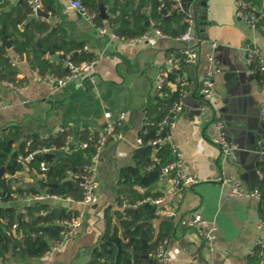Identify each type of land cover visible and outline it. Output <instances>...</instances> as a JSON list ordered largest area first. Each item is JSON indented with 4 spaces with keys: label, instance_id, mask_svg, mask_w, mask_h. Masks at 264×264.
I'll return each instance as SVG.
<instances>
[{
    "label": "crops",
    "instance_id": "obj_1",
    "mask_svg": "<svg viewBox=\"0 0 264 264\" xmlns=\"http://www.w3.org/2000/svg\"><path fill=\"white\" fill-rule=\"evenodd\" d=\"M54 1V14L47 12L48 18L34 16L51 24L58 23L70 38L83 42L85 50L98 56L93 68L95 81L75 78L53 87L52 81L42 78L30 67L25 55L12 51L11 45L8 48L11 60L17 66V78L23 82L14 87L0 80V99L10 104L0 107V127L16 124L24 136L35 132L41 137L68 129L73 134L69 136L70 142L75 144L79 131L88 129L98 134L103 130L104 112L109 111L112 119L125 112L119 128L122 137L109 140L100 150L95 163L96 187L88 204L82 206L51 199L54 204L61 203L69 209L84 212L75 235L37 258H0V264H87L92 259L93 249L107 237L106 234H110L109 224H116L121 236L130 232L131 229L120 226L113 213L118 208L115 198L120 170L135 165L137 139H141L146 128V107L158 95L154 85L156 77L165 65V59L174 54L172 48L182 47L174 38L158 35L154 29L150 38L143 41L112 37L107 21L111 14L106 7L107 18L101 24L106 31L100 33L70 5L69 0ZM181 1L186 3L188 0ZM249 1L253 9L264 13V0ZM200 13L204 15L202 10ZM200 20L205 23L199 26L201 46L199 51L197 49V65L182 66L181 74L166 83L169 91L174 92L180 78L187 80L188 93L183 110L175 126L168 129L171 137L166 142L177 148L184 171L196 175L198 182L173 189L167 178L158 177L147 187L135 184L133 188L136 194H147L145 198L163 197L165 213L150 219L154 236L148 240V249H154L156 239L159 238V242L166 240L171 259L165 264H259L255 238L264 236L260 199L230 195L229 186L222 179L230 177L240 182L243 190H253L262 177L257 163L264 153L247 150L245 145L249 135L253 134L251 131H255L256 142L261 147L260 103L264 89L256 74L249 72L243 46L254 47L256 59L264 60V26L251 28L239 19L235 15V0H208L206 16ZM207 53H212L217 63H210ZM59 55L46 54L45 57L57 62ZM215 65L220 71L213 78V94L209 99L202 98L203 76L208 67L215 69ZM216 120L224 122L225 137L235 147L229 155H223L213 141L219 133L212 123ZM17 147L18 143L15 144ZM155 152L153 150L150 155L154 156ZM23 172L14 175L19 185L24 184ZM31 178L34 181H29L28 185L35 184V178ZM23 200L30 201L19 197L13 203L23 204ZM120 209H123L122 205ZM195 212L217 227L212 248L204 245L196 228L190 224ZM166 226L170 232L161 236L160 227ZM146 243L142 240L141 246ZM131 252L138 263L149 258L140 249Z\"/></svg>",
    "mask_w": 264,
    "mask_h": 264
},
{
    "label": "trees",
    "instance_id": "obj_2",
    "mask_svg": "<svg viewBox=\"0 0 264 264\" xmlns=\"http://www.w3.org/2000/svg\"><path fill=\"white\" fill-rule=\"evenodd\" d=\"M246 1L251 5L249 0ZM40 2L44 11L55 13L54 0H40ZM80 2L94 14V21L98 26H101L103 21L100 16V5L106 7L111 14L107 19L111 31L119 36L135 38L145 32L150 33L152 29H158L163 35L174 38L178 44H182V47L169 50V52L174 51L173 55L179 61L175 62L169 71L167 81L175 80L181 74V68L185 65V48L178 37L185 31L188 22L186 12L173 8V0H80ZM254 10L260 16L256 28L264 26V13ZM3 40H10L12 51L21 56L25 55L30 67L41 76L46 74L55 77L66 76L70 72L65 65L66 60L79 64L94 55L93 52L84 49L83 42L70 38L65 28L58 23L51 24L40 17H35L28 0H0V80L14 85L21 84L23 81L17 78V66L12 65L9 49L3 44ZM76 51L82 52L70 59L58 58L57 62L45 57L46 54H72ZM255 64L254 61L252 64L254 74L263 84L264 74L255 67ZM162 92L166 95L158 93L146 107L145 122L151 121L153 124H146L145 132L141 135L142 144L134 155L135 165L121 169L119 174L115 198L118 208L113 213L121 227L131 230L121 236L118 226L109 224L110 234H106L107 237L93 249L92 259L87 264H157L151 257L143 261L144 263H138L131 251L140 249L148 254L159 243L158 238L155 240L154 249H148V240L154 236L150 224L154 208L148 201L142 200L147 194H136L133 185L147 187L157 180L158 167L147 169L153 162L154 156L162 163L172 159L169 143L162 144L154 156L150 155L154 146L148 143L156 136L168 132V127L159 130L156 123L168 113L173 101L178 97V90L170 92L166 84ZM260 129L261 150L264 153V119L261 121ZM69 136L73 134L68 129L52 136L41 137L35 132L24 136L23 130L16 124L0 127L1 259L21 260L41 256L50 248L53 241L60 238V233L65 228L61 221L71 219L77 214L78 211L69 209L61 203L54 204L55 201L52 203L51 199L23 200L22 207L19 203H13L19 197L36 193L69 196L74 200L82 197V187L72 175L84 174L85 166L90 163L92 155L96 152L97 134L88 129L79 131L74 146L58 159L52 152L33 153L32 158L25 164L29 167V173L35 178V184L19 185L14 177L15 173L23 170L24 167L23 162L18 161V156H25L28 152L50 145L58 149L66 148L71 141ZM17 143L18 147L15 148ZM81 143H86V146L81 147ZM40 163L45 164V170L40 169ZM257 164L262 175L257 187L260 192L259 209L262 212L261 217L264 218V155ZM124 201L131 206L120 209ZM160 229L161 236L170 232L168 226ZM142 240L147 242L144 247L141 246ZM253 258L259 260L258 257L253 256Z\"/></svg>",
    "mask_w": 264,
    "mask_h": 264
},
{
    "label": "built area",
    "instance_id": "obj_3",
    "mask_svg": "<svg viewBox=\"0 0 264 264\" xmlns=\"http://www.w3.org/2000/svg\"><path fill=\"white\" fill-rule=\"evenodd\" d=\"M70 5L77 8L80 13L92 24L94 25L100 33H104L106 28L102 26H98L95 24L94 21V14L90 13L88 9L80 2V0H69ZM173 8L178 11H183L187 13V22L188 25L185 31L178 37V40L184 43V53H185V65L192 64L197 65L199 52L197 48L194 47V43L196 42V37L194 33V22L192 16L187 8L183 5L181 0H173ZM30 4L33 14H36L37 9H42L40 0H28ZM235 15L245 22L251 28H256V23L259 19V15L256 14L255 10L251 8V5L246 0H235ZM154 32L158 35L164 36L158 29H154ZM112 37L120 38V39H130L134 41H143L150 38V33L145 32L144 34L135 37V38H125L124 36H119L114 32H110ZM215 46V43L212 44ZM245 52L246 62L249 66V72L254 73V68L252 67L253 62L255 61V67L264 74V60H257V51L254 47L249 45L243 46ZM207 60L210 63H217L216 59L213 57L212 53L206 54ZM98 60V56L94 54L92 58L89 60L83 61L79 64H75L69 60L65 61V65L68 66L70 72L66 76L63 77H55L52 74H46L41 76L42 78H48L52 81L53 87H59L66 84L68 81L73 80L75 78H87L91 82L95 81V76L93 74V68ZM179 59L176 58L173 54H170L165 59V65L162 66L161 70L159 71L156 80H155V90L159 94L166 95L165 92H162L164 85L167 83V77L169 71L173 68L175 62H178ZM12 65H15L12 61ZM215 69L207 68L205 74L202 79V87L200 88V93L203 94L205 99H209L213 94V78L215 73L220 71V68L215 65ZM11 86H16L13 83H9ZM264 89V83H263ZM178 97L173 101L171 107L169 108L168 113L156 123L159 130H162L163 127H168V129L173 128L176 124V119L178 115L182 112L185 97L187 96L188 89H187V80L185 78H180L178 81ZM10 104L2 99H0V107L5 108L9 107ZM105 117V126L103 130L97 134L96 138V152L92 155L90 159V163L85 166L84 170L85 173L82 175L74 174L72 175L73 179L77 180L82 187L83 193L82 197L78 200H74L69 196H60V195H53V194H32L25 196L26 200H44V199H56L66 202H74L79 205H86L92 199L94 195V189L96 187L95 176H96V168L95 163L98 157L100 150L106 145L109 140L112 139H120L122 137V133L119 130L121 121L125 118V112H121L117 119H112L111 114L109 111L104 112ZM260 118L261 120L264 119V96L260 103ZM146 124H153L151 121H146ZM213 126L215 129L219 131L216 138H214V143L217 144L221 153L223 155H229L232 153L233 149L235 148L231 141H229L225 137L224 133V122L222 120L212 121ZM158 130V133H159ZM169 132L165 133L164 135H158L155 138L148 141L149 144L154 146V151L158 150L162 144L166 141L170 140ZM142 144V140L140 138L137 139V145L140 146ZM81 147H85L86 143H81ZM65 148V147H62ZM61 148V149H62ZM53 150H58L53 145L45 146L41 149H37L33 152H28L25 156H18V161L23 162L24 167L22 171L29 172V167L25 164L29 161L33 153L37 151L43 152H52ZM170 151L174 155L172 159L167 162L162 163L158 157H153V162L148 165L147 169H151L154 167H158V177L160 178H167L173 187V189L184 188L188 187L196 182H198V178L196 175L188 174L183 169V161L181 159V153L177 150L174 145H170ZM40 169L45 170L46 166L44 163H40ZM223 183L228 184L230 195L236 196H254L260 199V192L257 188L253 190H243L240 187V182L230 178L224 177L222 179ZM144 201L150 202L154 206V215L161 216L165 213V209L162 208L163 197L161 196H154V197H147ZM128 206L127 202H123L122 207ZM84 218V212L78 211L76 215H74L71 219L61 221L63 226L65 227L61 231V236L58 240L52 242V245L46 253H49L51 250L56 249L58 246L63 244V242L71 238L75 235L76 229L82 224ZM260 223H264V218H260ZM192 226L196 228L197 234L202 239L204 245L207 247L212 248L215 242V233L217 227L212 222L204 219L199 213L195 212L193 218L191 219ZM167 241L162 240L159 242L155 249L148 253V256L153 258L157 264H165L167 261L171 259L170 254L166 248ZM255 244L259 248V257L260 261L259 264H264V236L256 237Z\"/></svg>",
    "mask_w": 264,
    "mask_h": 264
},
{
    "label": "water",
    "instance_id": "obj_4",
    "mask_svg": "<svg viewBox=\"0 0 264 264\" xmlns=\"http://www.w3.org/2000/svg\"><path fill=\"white\" fill-rule=\"evenodd\" d=\"M183 2V1H182ZM183 5L185 8H187L192 16L193 22H194V33L196 37V42L194 43V47H196L199 51L200 46H201V31L199 29V26L201 24H204L205 22L201 21L203 17L206 16L207 13V5H208V0H188L186 3L183 2ZM200 10L203 11L204 15L201 16ZM37 16H42L43 18H48L49 14L45 12L43 9H37L36 11ZM100 16L102 19L107 18V14L105 13V8L103 5H100ZM3 44L7 47H11V42L9 40H3ZM82 51H76L72 54H60L59 58L62 59H70L71 57L77 55L78 53H81ZM193 93V92H192ZM202 98H204L203 94H201ZM225 131V128H224ZM253 134L249 135V138L247 139V143L245 145V149L253 151V152H260L261 147L259 144L256 142V132L251 131ZM74 146L73 142H70L69 145L66 148L58 149V150H53L52 153L55 155L56 159L60 158L61 156L65 155L68 150ZM237 152V149L234 150ZM2 172V169L0 170V173ZM168 218H171V216H167ZM136 256V254H134ZM144 258H147V255H143Z\"/></svg>",
    "mask_w": 264,
    "mask_h": 264
},
{
    "label": "rangeland",
    "instance_id": "obj_5",
    "mask_svg": "<svg viewBox=\"0 0 264 264\" xmlns=\"http://www.w3.org/2000/svg\"><path fill=\"white\" fill-rule=\"evenodd\" d=\"M24 174H23V182H24V184L23 185H28L31 181H34V179H30V177H32L30 174H28L27 172H23ZM30 176V177H29ZM20 178V177H19ZM30 181V182H29ZM27 182V183H26ZM20 204V206H22V204L21 203H19Z\"/></svg>",
    "mask_w": 264,
    "mask_h": 264
}]
</instances>
